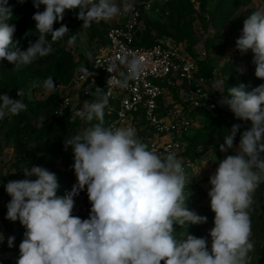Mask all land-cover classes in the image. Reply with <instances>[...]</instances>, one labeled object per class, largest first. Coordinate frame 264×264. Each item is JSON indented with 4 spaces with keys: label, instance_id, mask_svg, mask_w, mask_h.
<instances>
[{
    "label": "clouds",
    "instance_id": "obj_1",
    "mask_svg": "<svg viewBox=\"0 0 264 264\" xmlns=\"http://www.w3.org/2000/svg\"><path fill=\"white\" fill-rule=\"evenodd\" d=\"M23 4L25 0H17ZM33 7L43 11L34 13L35 42L21 51L14 40L16 26L11 24L13 10L9 0H0V61H8L15 68L48 56L54 42L69 33L67 25L54 29L68 11L78 10L77 19L87 28L93 23L108 22L128 13V0H32ZM51 37V42L48 37ZM77 36L68 38V45ZM242 54L253 53L255 77L264 80V10H256L243 21L241 35L235 42ZM89 60L91 54L87 53ZM120 65L125 71L120 78L107 81L120 89L141 77L145 64L142 57L122 53ZM116 65L107 68L113 73ZM92 73L85 66L79 69ZM243 72V69H238ZM224 81H217L222 87ZM32 87L51 93L56 85L52 76L42 82L33 81ZM102 89L92 87L85 92L97 96ZM19 97L23 96L18 91ZM108 95L99 98L71 118L96 123L64 140L65 150L71 146L76 183L63 197L54 173L40 166L25 168L22 180H11L5 185L11 197L6 205V218L25 227L19 245L17 264H249L254 251L251 240L250 210L253 195L264 183V83L246 90L241 83L227 89L219 103L235 118L250 122V127L234 141L241 125L234 124L220 145L221 152L235 149L219 161L210 176L207 195L214 213L210 229L211 247L205 238L186 233L176 235L174 225H201L207 217L188 210L184 189L188 178L185 168L173 151L158 153L140 140L131 126H104ZM66 103V102H65ZM27 111L21 99L7 93L0 94V120ZM63 113H57L62 115ZM30 177H36L34 180ZM87 191L91 204L88 219L73 215L74 197ZM3 236L0 234V241ZM15 237L8 238L12 247Z\"/></svg>",
    "mask_w": 264,
    "mask_h": 264
},
{
    "label": "rangeland",
    "instance_id": "obj_2",
    "mask_svg": "<svg viewBox=\"0 0 264 264\" xmlns=\"http://www.w3.org/2000/svg\"><path fill=\"white\" fill-rule=\"evenodd\" d=\"M142 0H128L132 5L128 13L117 16L111 21L93 23L90 27H83V22L77 19L78 10L65 13L62 21L54 24V29L61 24L67 25L69 33L52 45V52L42 58H37L29 65L15 68L8 61H0V94L7 93L11 98L19 97L17 92H23L19 97L27 105V111L19 115H9L0 120V264H17L19 259V245L24 239L25 227L19 220L13 222L6 218L7 207L11 197L5 190V185L11 180H22L25 168L40 166L57 177L59 188L57 195L63 197L71 191L77 182L73 169L74 158L71 146L65 150L64 140L83 132L86 127L96 121L86 122H57L49 128L46 143L38 145L30 139L34 129H38L44 122L52 121V112L57 105L59 93H46L43 88L32 87L33 81H43L52 76L54 84L67 85L74 73V69L93 57L99 49L104 47V36L108 28L126 21L133 8ZM177 1V6H174ZM122 4L123 0H115ZM13 10L11 24L16 26L14 40L24 51L30 42H35L38 33L35 31V21L32 19L37 11L32 0H25L23 4L17 0H9ZM256 10H264V0H165L158 12L142 14V20L137 30V37L145 45H151L162 38L174 40L185 48L186 52L197 58L205 55L215 70L212 85L219 100L227 95V89L241 83L246 90L259 86L264 80L255 77V65L252 63L253 53L238 52L235 42L243 28L244 19ZM72 35L77 36L76 43L69 46L67 41ZM51 42V37H48ZM243 69V72L238 71ZM217 81H224L222 87H217ZM181 97V96H180ZM175 96L174 102L182 104V99ZM192 129L185 139L186 155L178 157L186 171L188 183L184 192L189 195L186 201L188 210L198 215L206 216L207 221L201 225H174L176 235L186 233L198 238H205L211 247L210 229L214 226V213L210 209L207 195L210 190L209 178L218 167L219 161L227 155L234 154L235 149L227 152L220 151L224 137L230 132L234 121L227 114L210 112H194L188 116ZM109 122L104 118V126ZM133 127L140 140L150 149L158 148L160 140L139 119L119 126ZM239 129L234 141L238 145ZM189 137V138H188ZM30 177L29 179H35ZM75 207L73 215L81 219H88L91 204L87 191H81L74 197ZM254 203L250 210L252 221L251 240L254 251L250 253L249 264H264V183H261L253 195ZM15 237L13 246H8V238Z\"/></svg>",
    "mask_w": 264,
    "mask_h": 264
},
{
    "label": "built area",
    "instance_id": "obj_3",
    "mask_svg": "<svg viewBox=\"0 0 264 264\" xmlns=\"http://www.w3.org/2000/svg\"><path fill=\"white\" fill-rule=\"evenodd\" d=\"M165 0H142L132 9L129 18L110 27L105 36L106 44L99 49L91 60L78 65L67 85H57L54 92L59 93L58 105L53 112L56 118L65 113L74 115L99 98L108 95L105 118L107 127L119 128L126 123L139 119L159 138L158 153L173 151L177 157L185 151V139L192 129L189 114L194 112H221L233 114L227 106H221L210 77L201 74L199 64L205 62V55L197 58L189 55L182 45L167 38L154 41L151 45H137V30L143 13L158 12ZM240 52V51H238ZM122 53L142 57L145 69L141 77L130 82V87L120 89L107 81L113 76L120 78L125 71L119 63ZM113 64V73L107 71ZM85 66L92 76L79 69ZM102 89L97 96L89 95L85 89ZM175 96L182 104L174 102ZM66 102V103H65ZM62 112V115L57 113ZM76 119H80L77 117Z\"/></svg>",
    "mask_w": 264,
    "mask_h": 264
},
{
    "label": "trees",
    "instance_id": "obj_4",
    "mask_svg": "<svg viewBox=\"0 0 264 264\" xmlns=\"http://www.w3.org/2000/svg\"><path fill=\"white\" fill-rule=\"evenodd\" d=\"M177 1L175 2L174 6H177ZM143 14H151V13H143ZM142 19V18H141ZM109 29V28H108ZM107 29V30H108ZM106 30V32H107ZM106 32H105V36H106ZM105 36H104V45L106 44V40H105ZM137 45L138 46H149V45H145L142 43V41H140L139 39H137ZM174 41V40H173ZM176 42V41H175ZM177 44H180L178 42H176ZM181 45V44H180ZM189 54H191V52H189ZM200 67H201V74L204 76V77H210L211 74H212V70H213V67L208 63V62H204V63H201L199 64ZM14 99H21L19 97H16ZM57 105H58V101H57ZM57 105L55 106L54 110L57 108ZM53 110V112H54ZM53 112H52V121L51 122H44L40 128L38 129H34L32 131V133L30 134V139L37 142V144L40 146L44 143H46V140H47V135H48V132H49V128L52 127L54 124H56L57 122L59 123H63V122H79V121H82L81 119H75L73 120L71 118V114L70 113H65L64 115H62L61 117L59 118H56L53 116ZM210 113H217V114H222L221 112H210ZM229 116L235 124H239L241 125L240 129L242 131L244 130H247L249 127H250V122H244L242 120H239L237 118H235L234 114H230V115H227ZM105 118V117H104ZM107 120V118H106ZM189 138V137H188ZM186 155V151H184L183 155ZM187 156V155H186Z\"/></svg>",
    "mask_w": 264,
    "mask_h": 264
}]
</instances>
